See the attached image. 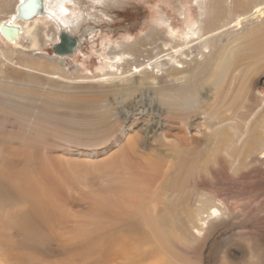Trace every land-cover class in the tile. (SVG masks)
Returning a JSON list of instances; mask_svg holds the SVG:
<instances>
[{"label":"bare ground","instance_id":"bare-ground-1","mask_svg":"<svg viewBox=\"0 0 264 264\" xmlns=\"http://www.w3.org/2000/svg\"><path fill=\"white\" fill-rule=\"evenodd\" d=\"M20 1L0 20L20 29L10 42L0 36L3 47L19 54L13 62L12 54L0 49V264H228L219 250L227 237L218 234L222 226L230 234L232 224L224 217L233 208L232 197L212 199L204 190L213 185L212 174L188 168L220 160L228 169L245 168L253 187L251 175L264 171V94L247 123H212L202 132L205 140L214 139L209 155L198 161L187 152L196 137L177 118L182 107L206 117L221 108L247 115L248 108L240 107L241 90L236 101L234 80L239 74L241 85L243 61L251 67L264 62V0H196L197 19L184 22L181 39L156 45L166 53L156 64L163 71L168 66L174 77L161 79L147 62L151 57L144 56L127 57L120 69L126 73L67 74L60 56L39 52L48 37L56 38L42 23L49 0H43V14L30 21L14 19ZM8 4L3 0L1 7ZM56 5L66 10L61 1ZM175 11L182 14L180 7ZM136 74L150 84L167 82L174 92L166 99L165 116L154 113L162 118L174 153L184 148L179 154L161 156L159 148L143 150L136 140L114 134L122 131L125 115L150 110L143 100L121 106L117 129L104 122L108 111L98 105L103 91L126 90ZM190 79L194 86L184 91L183 81ZM197 87L202 88L194 93ZM213 127L221 131H210ZM224 186L236 195L233 179ZM261 206L264 210V199ZM263 224L258 218L250 228ZM203 241L208 249L198 247Z\"/></svg>","mask_w":264,"mask_h":264},{"label":"rangeland","instance_id":"rangeland-1","mask_svg":"<svg viewBox=\"0 0 264 264\" xmlns=\"http://www.w3.org/2000/svg\"><path fill=\"white\" fill-rule=\"evenodd\" d=\"M2 1L0 0V20L12 13L15 0H7L9 4L1 7ZM59 1L66 10H59V6L56 5ZM48 2L51 10L48 16L42 19V23L46 30L54 29L56 38L51 41L48 37L47 44L39 52L48 58L59 57L54 54L53 46L59 42L57 36L58 30L60 31L59 27H61V30L77 39L79 46L76 47L71 57L59 58L60 68L67 74L79 72L87 76L104 77L117 75L120 72L126 73L125 69L121 71L120 69L127 57L136 60L137 57L144 56L145 58L151 57L147 62L154 64V75L157 74L160 79L165 76L174 78L168 66V70L163 71L156 64L157 59L166 54L159 51L156 45L161 43L162 46L167 47V43L172 44L169 40H180L184 22L196 20L198 15L196 0H49ZM220 5L223 9V4L220 3ZM177 7L182 9V14L175 11ZM153 33H155L154 36ZM156 39L157 42H154ZM127 45H132V47L123 48ZM135 45L139 47H133ZM0 49L12 54L13 62L19 61L17 59L19 54L13 49L3 47L1 41ZM195 52L190 50L191 54ZM13 67L16 68L17 65ZM240 70L243 77L241 85L239 74H236L234 80L239 86L236 101L241 100V90L243 98L240 107L243 110L248 108L243 111L247 112V115H232L225 108L217 110L213 117H206L205 114H201L202 112L193 113L194 109L189 107L186 110L182 107L179 111L181 117L177 119L183 121L187 130L190 131V136L195 135L196 137V139H190L192 146L187 150L188 153L196 154V161L209 155L207 149L214 135L205 140L202 138V132L212 123L231 121V124H245L248 114L254 113L258 107L256 102L264 94V62L259 67H251L247 61H243ZM138 75L140 74L134 75L133 79L129 80L126 90L120 87L103 91L104 94L100 96L98 105L108 111L103 115L104 122L111 123L113 130L117 129L118 126L114 124V120L124 117L122 113L124 107L121 106L130 99L135 101L134 98H136V102L143 100L150 110L125 115L122 131L117 129L114 134L122 136L124 141L136 140L142 145L143 150L159 148L157 151L161 156L179 154L180 151H184V148H176L178 150L174 153L175 148L170 144L164 132L162 118L154 113L158 110L159 115L165 116L166 99L174 92L168 88L167 82L150 84L147 79L141 81ZM196 80L190 79L188 84L184 80L183 90L185 91L186 88L190 90ZM201 88H195L194 93L199 92ZM173 114L177 117L178 111H174ZM262 123L263 119L256 126ZM210 131L220 132L221 130L213 127ZM191 168L193 169L188 168L191 172L206 171L205 175L212 174L210 178L214 180L213 185H207L204 188L205 192H210L212 199L227 200L232 197L233 208L232 210L226 209L224 217L227 224L230 222L232 224L230 234L223 231L224 226L218 234L220 239L227 237L219 249L220 259L228 264H264V224L259 227V230L250 228V224L255 219L264 220V210L261 206V201L264 199V171L259 176L251 175L255 184L250 188L246 180L245 168L228 169L220 160L211 164L203 162L194 164ZM228 179H233L235 182L236 195L234 196H231L230 191L225 189L224 185ZM194 180L201 181L200 177H194ZM217 180H220L219 183ZM247 244L250 245L251 250L246 251ZM198 247L208 249L206 241L200 243Z\"/></svg>","mask_w":264,"mask_h":264},{"label":"water","instance_id":"water-1","mask_svg":"<svg viewBox=\"0 0 264 264\" xmlns=\"http://www.w3.org/2000/svg\"><path fill=\"white\" fill-rule=\"evenodd\" d=\"M43 14V0H21L16 6L15 20L30 21ZM20 34V29L11 22L0 25V36L10 42ZM59 42L53 46V52L60 57H71L78 41L72 38L67 32L61 30L58 34Z\"/></svg>","mask_w":264,"mask_h":264}]
</instances>
